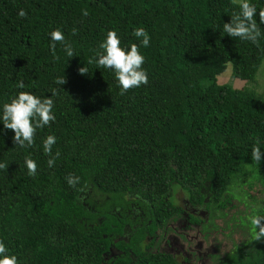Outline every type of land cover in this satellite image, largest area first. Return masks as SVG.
<instances>
[{
  "label": "trees",
  "instance_id": "16d2710c",
  "mask_svg": "<svg viewBox=\"0 0 264 264\" xmlns=\"http://www.w3.org/2000/svg\"><path fill=\"white\" fill-rule=\"evenodd\" d=\"M234 9V0H0V103L18 91L51 95L54 78L66 77L56 120L37 129L33 146L0 131V239L19 264H180L157 231L200 223L175 206L176 188L209 217L225 213L237 184L264 188V161L251 158L264 140V96L254 86L264 34L258 43L222 36L216 25ZM134 27L151 35L140 46L149 80L121 95L112 73L88 60L110 28L122 45L139 43ZM54 28L76 56L61 42L53 52ZM228 64L231 78L245 81L241 89L217 82ZM49 133L60 152L51 167L42 146ZM29 154L35 176L24 167ZM69 174L81 178L75 186ZM247 248L225 264H264V240Z\"/></svg>",
  "mask_w": 264,
  "mask_h": 264
},
{
  "label": "clouds",
  "instance_id": "9594fccd",
  "mask_svg": "<svg viewBox=\"0 0 264 264\" xmlns=\"http://www.w3.org/2000/svg\"><path fill=\"white\" fill-rule=\"evenodd\" d=\"M236 3L238 9L231 12L230 19L223 22L222 25L217 24L216 27L220 29L222 36L227 34L232 38L237 37L241 41L258 43L259 38L264 34L262 32L264 7L258 9L253 0H236ZM27 15V11L23 8L18 12L20 17ZM131 35L137 38L139 43L132 42L122 45L121 36L117 30L115 28L108 29L93 56L88 60V64L94 65L95 68L107 69L112 73L114 83L121 95L130 88H138L147 84L149 80L147 69L143 67L146 57L140 51V46L148 47L151 35L144 27H134ZM48 37L53 52H55L57 42H61L63 51L68 58L77 55L73 45L66 40L61 29H52L48 33ZM78 71L82 74L88 73L89 68L84 65L79 67ZM54 82L58 87L51 89V95L40 96L32 91H18L9 100L0 103V124L3 125L0 131L13 130L12 139L15 145H19L21 148L33 146L37 129L51 126V123L56 120V114L53 111L56 103L55 97L62 88L61 85L66 83L65 75H57ZM16 87L24 89L26 85L23 80H19ZM57 139L54 133H49L42 140L43 152L49 156L47 160L49 167L55 164L56 157L60 155L59 151L53 154V145L56 144ZM261 145H264V140L257 138L251 147V158L257 166L264 161V147ZM6 167L5 162H0V169ZM24 167L29 176L37 174L38 163L30 154L24 157ZM80 179L77 175L69 174L67 183L75 186ZM242 223L249 231L248 244L264 240V213L253 208ZM0 264H19L17 255L10 251L3 239H0Z\"/></svg>",
  "mask_w": 264,
  "mask_h": 264
},
{
  "label": "rangeland",
  "instance_id": "374dc122",
  "mask_svg": "<svg viewBox=\"0 0 264 264\" xmlns=\"http://www.w3.org/2000/svg\"><path fill=\"white\" fill-rule=\"evenodd\" d=\"M231 72V64H228L225 72L217 77V82L232 83L233 87L239 89L244 87L245 81L233 80ZM254 86L256 91L264 96V62ZM248 185L237 184L231 189L236 198L230 199L225 214H210V217L208 214L206 217L209 218L206 220L205 217L206 221L198 226L187 225L184 221L173 228L170 227L172 223H169L163 230L157 231L158 238L165 240L166 244H173L174 249L165 247L166 253L182 264H225L226 261L241 257L245 251H250L246 242L249 231L242 221L253 208L263 211L264 188L259 183L252 187ZM184 198H187L186 194L176 188L172 199L175 206H182ZM156 245L158 246V242Z\"/></svg>",
  "mask_w": 264,
  "mask_h": 264
},
{
  "label": "flooded vegetation",
  "instance_id": "af4514ba",
  "mask_svg": "<svg viewBox=\"0 0 264 264\" xmlns=\"http://www.w3.org/2000/svg\"><path fill=\"white\" fill-rule=\"evenodd\" d=\"M179 207H182L183 208V215L185 216V218H187V216L191 214L195 218L199 219V223L200 224H203L209 218V217H206V216H208V214L207 213H204V211L202 210L201 207L191 205L189 203V201L187 199H185V198L183 200L182 206H179ZM205 217H206V220H205ZM182 222H184V221H182ZM170 223H172V222H170ZM178 224H181V222L178 221L177 223H174V224L172 223V225H170V227L173 228L174 225H178ZM186 224L187 225H191V226H198V225H200V224H193V223L191 224V223H188L187 221H186ZM166 246H169L171 249H174L172 242H170V243L168 242L166 244ZM165 252H166V250H165ZM215 257L219 261L218 257L217 256H215ZM226 262H230V261H226ZM180 264H182V263H180Z\"/></svg>",
  "mask_w": 264,
  "mask_h": 264
}]
</instances>
